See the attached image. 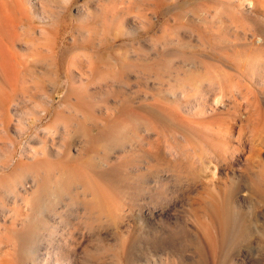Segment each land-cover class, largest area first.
I'll return each mask as SVG.
<instances>
[{
  "label": "rangeland",
  "instance_id": "obj_1",
  "mask_svg": "<svg viewBox=\"0 0 264 264\" xmlns=\"http://www.w3.org/2000/svg\"><path fill=\"white\" fill-rule=\"evenodd\" d=\"M263 125L264 0H0V264H264Z\"/></svg>",
  "mask_w": 264,
  "mask_h": 264
},
{
  "label": "bare ground",
  "instance_id": "obj_2",
  "mask_svg": "<svg viewBox=\"0 0 264 264\" xmlns=\"http://www.w3.org/2000/svg\"><path fill=\"white\" fill-rule=\"evenodd\" d=\"M264 126V125H263ZM39 163H40V161H39ZM37 164V163H36ZM39 165V164H38ZM18 166V165H17ZM17 166H15V167H17ZM21 166H24V165H20V167L19 168H21ZM27 166V165H26ZM17 167V168H18ZM28 167H29V165H28ZM27 167V168H28ZM30 167H32V166H30ZM27 168L26 169H24V171H26L27 170ZM23 169V168H22ZM21 170V169H20ZM20 170H19V172H20ZM47 171H46V173L48 172V170H49V166H48V169H46ZM16 171V170H15ZM22 171V170H21ZM50 171H51V169H50ZM21 173V172H20ZM20 173L18 174V175H20ZM25 173V172H24ZM27 173V172H26ZM48 173H50V172H48ZM23 174V172L21 173V175ZM16 175V174H15ZM34 175V174H33ZM38 175V174H37ZM49 175V174H48ZM18 178V177H17ZM11 179V178H10ZM36 185V184H35ZM238 185V184H237ZM37 186V185H36ZM232 186L234 187L235 186V184H232ZM45 187V186H44ZM257 187V186H256ZM43 188V187H42ZM235 188V191H236V189H238L236 186L234 187ZM259 188V187H258ZM257 188V189H258ZM36 189V188H35ZM37 190V189H36ZM38 190H39V188H38ZM239 190V189H238ZM237 190V191H238ZM232 191V190H231ZM234 191V190H233ZM45 192V191H44ZM249 192V191H248ZM251 192V191H250ZM249 192V193H250ZM232 193H234V192H232ZM38 194V193H37ZM36 194V195H37ZM44 194V193H43ZM231 194V193H230ZM41 195V194H40ZM233 195V194H232ZM38 196H39V194H38ZM43 197V196H42ZM221 197V196H220ZM36 198H33V200H35ZM221 199H222V197H221ZM33 200H32V202H33ZM223 201H222V203H223V208H220V207H218V205H217V209H213V211L215 212V213H217V218H216V215H215V213H211V218L213 219V221H214V223L217 225V227H219V229H221L220 230V240L222 241V242H226L227 240H228V237L230 236V238H231V235L232 234H234V230L232 229V224H231V222H232V219L234 218L235 219V217L234 216H238L239 215V212L235 209V206H234V200H232V197L231 196H225L223 199H222ZM38 201V200H37ZM34 203V202H33ZM32 205V204H31ZM35 205V204H34ZM37 206V205H36ZM35 206V207H36ZM30 207V206H29ZM33 207V206H32ZM35 209V208H34ZM33 210V208H31V210L30 211H32ZM238 212V213H237ZM18 213H20V212H18ZM18 213H17V215H18ZM236 214V215H235ZM16 215V214H15ZM20 215V214H19ZM25 216V215H24ZM23 219V218H22ZM236 219H237V217H236ZM24 220H25V218H24ZM23 220V221H24ZM213 223V224H214ZM235 222H233V224H234ZM241 225H243V224H241ZM241 225H239V229H238V233H236L238 236H240L241 234H244L245 232L243 231L244 230V225L241 227ZM216 228V227H215ZM37 229V228H36ZM38 230V229H37ZM247 230V229H246ZM37 234V233H36ZM232 237H235V236H232ZM18 238H20V237H18ZM17 245H18V243H17ZM19 245H20V243H19ZM18 245V247H20ZM17 248V247H16ZM213 254V253H212ZM213 256H211V258H212ZM214 258V257H213ZM212 260H214V259H212ZM210 261V260H209ZM213 264H214V261H213Z\"/></svg>",
  "mask_w": 264,
  "mask_h": 264
}]
</instances>
